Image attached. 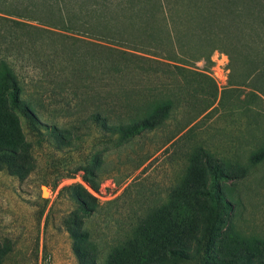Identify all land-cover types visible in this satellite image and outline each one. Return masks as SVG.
<instances>
[{"label": "trees", "instance_id": "1", "mask_svg": "<svg viewBox=\"0 0 264 264\" xmlns=\"http://www.w3.org/2000/svg\"><path fill=\"white\" fill-rule=\"evenodd\" d=\"M34 32L42 35L32 37ZM43 33L61 40V69L28 58L31 52L24 48L25 41L39 42ZM214 52L228 59L229 86L248 87L264 99V0H0V172L6 170L22 180L35 170L33 147L20 116L40 121L38 108L43 101L57 102L42 79L29 82L23 77L17 70L18 59L12 56L27 57L23 61L37 74L56 77V85L67 82L88 91L93 111L87 117L81 108L89 102L83 99L88 94L70 92L72 98L62 100L57 111L62 123L43 128L58 151L75 148L85 137H100L97 149L91 148L96 149L90 156L91 166L79 169L94 177L106 174L103 165L111 149L162 130L176 111L185 109L192 97L186 67L212 64ZM170 63L181 82L172 78ZM160 66H165L169 80L162 87L160 77H152ZM51 68L53 72L48 73ZM28 86L33 92L27 91ZM211 106L212 102L207 103L202 112ZM191 130L180 136L174 132L158 149L177 136L176 140L186 138ZM192 150L184 176L176 179L159 203L144 199L128 203L119 213L110 205L120 197L98 205L83 187L63 188L71 190L74 204L63 226L73 241L78 264H185L197 258L201 264L226 263L216 253L217 239L224 217L230 216L237 202L220 187L229 176L225 168L233 162L247 177L253 165L264 161V142L249 151L246 167L238 160H225L224 152L210 147L193 145ZM199 152L224 167L208 163L199 179L193 160ZM149 158L139 157L135 165L132 161L131 171ZM86 182L98 191L99 183ZM102 214L118 236L106 248L95 226V218ZM245 241V251L258 258L236 255L234 264H264V238ZM7 252L0 243V264Z\"/></svg>", "mask_w": 264, "mask_h": 264}, {"label": "rangeland", "instance_id": "2", "mask_svg": "<svg viewBox=\"0 0 264 264\" xmlns=\"http://www.w3.org/2000/svg\"><path fill=\"white\" fill-rule=\"evenodd\" d=\"M31 34L32 37L42 35L36 32ZM43 35L39 42L25 41L24 48L31 52L28 58L41 64L54 63L61 69L63 62L59 63L62 61L59 52L63 49L58 47L61 40L56 35ZM27 37L30 39L29 35ZM27 37L23 36L22 40ZM12 58L18 59L17 70L27 81L42 79L48 95L57 102L43 101L38 108L40 121L32 122L20 116L22 130L33 147L35 170L22 180L10 176L6 170L0 172V243L8 249L4 264H78L73 241L63 226V219L74 208V204L70 199L71 190L63 188L83 187L98 205L120 197L117 204H111L110 207L112 211L121 213L128 203L137 204L144 199L162 202L165 192L176 179L184 176L193 145L224 152L225 160H238L241 167H246L249 151L259 148L264 142V99L248 87L229 86L228 59L214 52L210 58L212 64L197 62L186 67L188 71L184 74L190 80L192 97L185 109L176 111L173 119L166 122L162 130L145 139L135 138L123 147L111 149L103 165L106 174L98 173L89 177L79 169L81 166H91L90 156L102 142H97L101 138L96 135L85 137L75 148L58 151L54 144L48 142V135L43 128L44 125L62 123L56 118L57 111L63 106L62 100L72 98L70 92L87 95L88 91L67 82L65 86L56 85V77L37 74V69L23 61L27 57ZM172 65H169L173 72L172 78L181 82ZM158 68V73L155 74L154 69L152 77H160L162 87L169 80L165 75V66ZM47 71L52 73L53 69ZM201 73L209 78L203 77ZM153 84L149 85L150 88ZM27 91L33 92L30 86ZM83 99L89 100V94ZM209 102H212V106L202 112ZM91 111L93 104L90 100L82 104L84 117ZM190 128L192 130L186 138L176 140L177 136L163 149H158L162 141L174 132L180 136ZM92 145L96 147L93 151ZM201 154L196 153L193 158L195 170L200 174L199 179L201 170L205 171L208 163L217 162L221 168L224 167L221 161L209 160ZM144 155H148L149 160L132 172V161V165H135L139 157L143 158ZM230 164V168H225L228 179L220 187L228 199L236 200L237 205H234L230 216L224 217L219 229L216 253L226 262L223 264H234L233 257L236 255L258 258L245 251L243 245H247L246 238L251 241L264 238V161L253 165L247 177H243L233 162ZM89 180L99 183L97 192L89 187L86 182ZM129 185L130 188L126 190ZM106 222L105 214L95 218L98 240L103 248L110 246L118 237L115 229ZM201 263L202 259L197 258L185 264Z\"/></svg>", "mask_w": 264, "mask_h": 264}]
</instances>
